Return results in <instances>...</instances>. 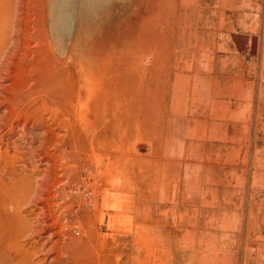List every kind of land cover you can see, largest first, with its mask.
<instances>
[{
  "label": "rangeland",
  "instance_id": "374dc122",
  "mask_svg": "<svg viewBox=\"0 0 264 264\" xmlns=\"http://www.w3.org/2000/svg\"><path fill=\"white\" fill-rule=\"evenodd\" d=\"M0 2V264H264V0Z\"/></svg>",
  "mask_w": 264,
  "mask_h": 264
},
{
  "label": "bare ground",
  "instance_id": "6f19581e",
  "mask_svg": "<svg viewBox=\"0 0 264 264\" xmlns=\"http://www.w3.org/2000/svg\"><path fill=\"white\" fill-rule=\"evenodd\" d=\"M96 3L98 2V0H85V2H82V4L86 7V8H89L93 5V3ZM0 4L2 5V2H0ZM72 6V0H54L53 2V15H54V23H55V26L58 30H60L61 32H65L64 30H67L70 28V24L71 22L73 21V14H72V11L69 10V8ZM2 9V8H1ZM3 10V9H2ZM5 18V17H4ZM7 21V20H6ZM3 24V23H1ZM2 27V26H1ZM6 27V26H5ZM8 32V30H7ZM6 32V33H7ZM9 33V32H8ZM4 36V33L2 34ZM10 36V34H8ZM2 36V37H3ZM5 38V37H4ZM2 39L4 40V43L5 42V39ZM11 38V37H10ZM7 39V37H6ZM2 43V42H1ZM11 43V41H10ZM16 43V42H15ZM11 45V44H10ZM1 46V45H0ZM2 47V46H1ZM7 48V47H6ZM28 48V47H27ZM29 49V48H28ZM6 53V52H5ZM2 54V53H1ZM3 55V54H2ZM0 58H1V55H0ZM4 60V59H3ZM2 60V61H3ZM9 60V59H8ZM1 61V60H0ZM7 61V60H6ZM5 61V62H6ZM8 63V61H7ZM7 65V64H6ZM7 68V67H6ZM5 69V68H4ZM2 72V71H1ZM128 188V187H127ZM52 204V203H51ZM19 209V208H18ZM36 236V235H35ZM44 249V246L42 247ZM39 249V248H38ZM41 250V248L39 249V251ZM48 252V251H47ZM42 253V252H41ZM54 253V252H53ZM46 254V253H44ZM69 256V255H68ZM64 257V256H63ZM62 257V258H63ZM71 257V256H69ZM26 258H29V257H26ZM69 259V258H68ZM28 260V259H27ZM60 260V259H59ZM25 262V261H24ZM27 262V261H26ZM31 262V261H30ZM33 262V261H32ZM42 263V262H41ZM44 263V262H43ZM31 264V263H30Z\"/></svg>",
  "mask_w": 264,
  "mask_h": 264
}]
</instances>
